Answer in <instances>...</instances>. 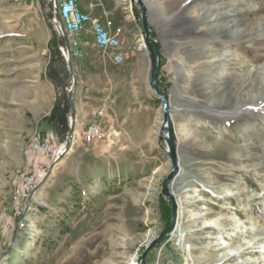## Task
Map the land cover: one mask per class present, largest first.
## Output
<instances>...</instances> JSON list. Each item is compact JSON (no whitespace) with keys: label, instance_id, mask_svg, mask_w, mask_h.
Segmentation results:
<instances>
[{"label":"rangeland","instance_id":"obj_1","mask_svg":"<svg viewBox=\"0 0 264 264\" xmlns=\"http://www.w3.org/2000/svg\"><path fill=\"white\" fill-rule=\"evenodd\" d=\"M142 2L159 66L156 88L168 103L177 154V173L166 183L171 198L163 186L174 166L161 137L162 103L149 84L142 9L126 0L119 10L129 19L122 64L93 46L90 31L81 40L83 63L113 84L120 134L106 136L102 148L112 145L102 157L78 137L77 149L22 200L20 174L34 175L38 184L50 168L43 172L47 160L37 153L27 157L30 138L20 133L26 125L15 90L29 76L22 70L31 58L46 71L60 69L69 35L61 32L56 3L0 0V264H222L213 261L224 253L234 256L223 264H264V108L250 101L234 108L236 98L258 93L264 74V0ZM20 16L23 25L12 23ZM233 23L238 26L228 32ZM33 32L39 34L34 40ZM231 32L246 38L224 44ZM32 47L39 57L29 53ZM65 66L67 94L66 59ZM21 151L24 167L9 177ZM180 211L178 229L174 223L166 233ZM221 221L229 223L226 229L201 230ZM164 234L142 263L145 248ZM216 243L226 249L214 251Z\"/></svg>","mask_w":264,"mask_h":264},{"label":"crops","instance_id":"obj_2","mask_svg":"<svg viewBox=\"0 0 264 264\" xmlns=\"http://www.w3.org/2000/svg\"><path fill=\"white\" fill-rule=\"evenodd\" d=\"M125 2L126 0H78V5L80 10L87 14L91 20H97L103 25L111 23L112 29L121 28V37L125 43L126 35L129 32L127 27V21L129 19L128 17L122 18L119 11ZM31 4L33 5V3ZM26 8L34 7L26 6ZM34 21V18H31V22L39 26L38 18L35 22ZM13 22L23 25L24 18L22 16L16 17L12 23ZM29 37L34 40L39 37V34L33 32L29 34ZM45 39L46 42L49 39V34H46ZM38 49L39 48H30L29 53L33 55L32 57H39ZM122 52L125 54V57H127L128 51L125 46L122 47ZM82 55L83 52L81 51L79 56L73 55L74 58L72 59V68L76 80V87L73 92L74 112L71 113V117L75 123V137L72 151L77 149L79 145L78 137L84 134L99 111L104 115L101 119V124L105 135L109 138L113 135V132L120 134L116 130L118 126L116 119L117 106L115 103L116 98L112 96L113 84L109 79H106L107 76L104 71L93 74L88 63H83L81 59ZM36 62H38L36 65L33 64ZM40 64L39 59L36 61L34 58H31L30 63L22 70L23 73H27L29 76L24 77V82L17 84L15 90V102L19 105L18 108L20 111L19 117L22 123L26 125L25 128L21 127L20 133L22 135L25 133V136L28 139L30 138L29 142L35 135H42L48 131L55 132L59 137L56 127L50 124L49 118L55 104L62 100L61 95L64 89L61 85L53 83L48 77L45 67H41ZM61 77L62 75L60 74V78ZM94 145L95 147L93 149L98 148L102 157V154L107 152V148L112 144H108L103 148L101 143ZM16 159L19 160L16 161L15 166L12 169L9 168V177L13 176L18 169L24 167L25 162L23 160L22 151ZM38 161L44 162L43 159H39Z\"/></svg>","mask_w":264,"mask_h":264},{"label":"built area","instance_id":"obj_3","mask_svg":"<svg viewBox=\"0 0 264 264\" xmlns=\"http://www.w3.org/2000/svg\"><path fill=\"white\" fill-rule=\"evenodd\" d=\"M54 4V0H49ZM65 9L70 16L71 27L74 32V37L78 41L77 56L81 54V40L87 31L92 34V40H99V48L103 51H109L111 61L114 64H122L125 60V54L122 52L121 47V28H113L111 23L103 25L97 20H91V18L83 13L78 5V0H64ZM98 1V0H95ZM62 55L65 57V48L60 49ZM104 115L96 114L94 120L90 123L83 134V143L85 145L100 144L106 141V135L103 130L101 119ZM69 124L71 117L68 119ZM63 143L59 140L57 134L53 131H48L42 135H35L30 140V149L27 153V157L31 153H37L43 156L47 160V163L43 166V172L47 171L51 164H53L61 154V148L63 149ZM41 165V164H40ZM20 181V187L22 188V194L19 198L25 200L31 196L32 188L37 186L34 175L30 173H22L18 178Z\"/></svg>","mask_w":264,"mask_h":264},{"label":"water","instance_id":"obj_4","mask_svg":"<svg viewBox=\"0 0 264 264\" xmlns=\"http://www.w3.org/2000/svg\"><path fill=\"white\" fill-rule=\"evenodd\" d=\"M140 8L142 9V15H141V19H142V24H143V28H144V31H145V36L147 38V42H146V45H147V49L150 53V56H151V60H152V64H151V72H150V76H149V84H150V87L153 91V93L155 94L156 97H158L162 103V108H163V118H164V121H163V126L161 128V131L166 127V131L168 133V137H167V143H168V147H169V155H170V158L172 159V163H173V166H174V171L172 172V174L166 179V182L163 186V192L166 196H168L169 198H171V194L168 192V190L166 189V183L168 181H170V179H172L175 174L177 173V166H176V162H175V159H176V154H175V147H174V144H173V129H172V125H171V121H170V115L168 113V103H167V100L165 98L164 95L160 94L156 88V80H157V77H158V69H159V66L158 64H156V59L153 55V52L151 50V47H150V44L151 43H155L153 41H150L149 40V29H148V25H147V14H146V10H145V7L143 5V2L142 0H135ZM55 14L59 17V13H58V9H57V6L55 7ZM60 29H61V32L63 34V36L65 38H67V32L64 28V25H63V22L60 20ZM66 51H67V55H66V63H67V69L69 71V74L71 75L72 77V84H71V87L70 89L67 91V98H68V101H69V109H70V112L73 113L74 112V101H73V92H74V89L76 87V80L74 78V73H73V68H72V63H71V50H70V46H69V43L67 41V45H66ZM74 133H75V123H74V120L72 118L70 124H69V131H68V136L67 138L65 139L64 141V146H63V150L61 152V154L59 155L58 159L56 160L55 163L51 164L50 166V169L48 170L46 176L44 177V179H42L36 186L35 188V191L36 192L40 187L41 185L46 181V179L48 178V176L51 174L54 166L60 161L62 160L65 155L72 149V146H73V141H74ZM31 199V198H30ZM30 199L28 201H30ZM27 201V202H28ZM173 213H175V204L173 202ZM175 223V214H173V220H172V224L170 226V228L167 230L166 233L170 232L173 225ZM166 234L162 235L160 238H158L157 240H154L153 242H151V244H149L145 250H144V253L142 254L141 256V262L144 263V259H145V256L148 254V252L150 250H152L155 246L158 245V243L160 241H162V239L165 237Z\"/></svg>","mask_w":264,"mask_h":264},{"label":"bare ground","instance_id":"obj_5","mask_svg":"<svg viewBox=\"0 0 264 264\" xmlns=\"http://www.w3.org/2000/svg\"><path fill=\"white\" fill-rule=\"evenodd\" d=\"M214 2H215V0H213ZM217 1V0H216ZM211 2H212V0H211ZM56 3V6H57V9H58V13H59V20H61L62 22H63V25H64V28H65V30H66V32L68 33V35H69V41H68V43H69V46H70V50H71V55L73 54V55H77V52H78V41L75 39V37H74V32H73V29H72V27H71V22H70V16H69V14H68V12L66 11V9H65V1L64 0H54V4ZM227 4V3H226ZM225 13V12H224ZM221 15H222V13H221ZM225 16H228V15H225ZM215 18V17H214ZM219 18V17H218ZM217 19V18H216ZM221 19V18H220ZM221 20H223V19H221ZM217 21V20H216ZM236 26H238V24H236V23H233V24H231L230 26H225L226 28V30L228 31V32H230V30L233 28V27H236ZM214 27V26H213ZM226 31V32H227ZM244 35V36H243ZM219 37H221V36H219ZM228 37H229V39L225 42L224 41V44H234V43H236V42H238V41H240L239 39L241 38V39H243V37H245L246 38V33H235L234 32V34L231 32V33H229V35H228ZM217 38H218V36H217ZM244 38V39H245ZM218 41V40H217ZM92 43H93V45L95 46V47H97V48H99V40H92ZM66 49V48H65ZM66 55H67V51H66ZM226 56H228V55H225V56H223L222 58H225ZM66 57V56H65ZM221 57V56H220ZM221 59V58H220ZM224 60V59H223ZM227 60H228V58H227ZM262 72H263V69H262ZM259 74V73H258ZM262 75V77L260 78V80H258L259 81V85H260V88H258L259 89V91H258V93L257 94H255V95H252L251 96V98H250V100H243V101H241L240 99H237L236 98V103H235V107L234 108H238L239 106H242L243 104H245L246 102H251V105H254L255 103H257V104H262L261 106H262V108H264V74L262 73L261 74ZM257 81V82H258ZM249 99V98H248ZM264 111V110H263ZM98 115H102V112H99L98 113ZM170 119V121H171V118H169ZM171 125H172V122H171ZM166 127L162 130V132H161V137L165 140V142H167V137H168V133H167V131H166ZM173 129V128H172ZM177 143V142H176ZM62 150L63 149H61V152H62ZM175 154H176V150H175ZM176 159H177V154H176ZM56 162V161H55ZM55 167V166H54ZM54 169V168H53ZM35 189H34V187L32 188V193H31V195L32 194H34L35 192ZM30 199V198H29ZM182 218H183V213L180 211V212H178L177 214H176V217H175V225H176V228L178 229V226H179V224H180V221L182 220ZM223 221V220H222ZM221 221V224H219V225H213L212 223H204L203 225H202V228H201V230H207V229H211V228H216V229H218V227H220V226H223L222 228H220V229H226L227 228V226L229 225V223H227L226 221H224V222H222ZM230 222V221H229ZM255 229V228H254ZM253 231H255V230H253ZM256 232H258V230H256ZM204 238H212V237H210V236H208V237H204ZM260 240H262V238L261 237H258L256 240H253V242H254V244H258L259 243V241ZM212 246H217V248L216 249H214V251H223V250H225L226 249V245L225 246H220L219 244H213ZM237 251H240V249H237ZM237 254H239V253H237ZM233 256L234 255H232V256H229V254H226V253H224V254H221L220 256H218L217 258H218V260H215V261H213V263H218V262H222V264H223V262H226V261H228V260H230V259H232L233 258Z\"/></svg>","mask_w":264,"mask_h":264},{"label":"trees","instance_id":"obj_6","mask_svg":"<svg viewBox=\"0 0 264 264\" xmlns=\"http://www.w3.org/2000/svg\"><path fill=\"white\" fill-rule=\"evenodd\" d=\"M64 72L67 73L66 66H65V59L63 56L61 59V67L59 70L53 71L50 67H48L47 69V75L53 81V83L61 85L64 89L63 94L61 95L62 100L58 101L55 104L54 109L49 118L50 124L56 127L57 132L63 138L66 137L68 133V129H69L68 117H67L69 114V102H68V98L65 92V88L67 87L68 81L66 78L64 82L62 81V78L64 77L63 76ZM60 74L62 75L61 78H60Z\"/></svg>","mask_w":264,"mask_h":264}]
</instances>
